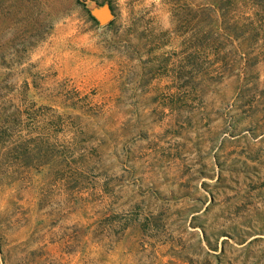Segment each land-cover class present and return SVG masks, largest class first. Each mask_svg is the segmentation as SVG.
<instances>
[{
	"label": "rangeland",
	"instance_id": "374dc122",
	"mask_svg": "<svg viewBox=\"0 0 264 264\" xmlns=\"http://www.w3.org/2000/svg\"><path fill=\"white\" fill-rule=\"evenodd\" d=\"M224 1L0 0V264H264V0Z\"/></svg>",
	"mask_w": 264,
	"mask_h": 264
},
{
	"label": "trees",
	"instance_id": "16d2710c",
	"mask_svg": "<svg viewBox=\"0 0 264 264\" xmlns=\"http://www.w3.org/2000/svg\"><path fill=\"white\" fill-rule=\"evenodd\" d=\"M191 5V6H190ZM175 11L183 12V17H180V26L185 27V30L190 27V31L192 30L193 33H197L200 31V29L203 27L204 23V16L206 15L205 9H202L201 6H199L197 9H195V5H193V2L189 4V2H181V0H176L175 5H174ZM219 9L222 12V16L227 14L226 9H225V1L220 0V6ZM187 31V30H186ZM201 40L196 44L195 49L186 54L184 59L188 63V65L191 66H196L199 63V51L202 48L203 44H200ZM185 68V64L181 65L180 70L177 71V78L180 80L185 79V72H183V69ZM185 81H183L184 83ZM54 118V117H53ZM54 120V119H53ZM59 120H62L59 117ZM65 123L64 121H59L58 124H54L53 121L48 123V135H47V141H46V149H45V155L44 157H47V164H51L55 157L59 156L62 157V161L66 162L69 158L71 160H75L74 157V151L75 148L78 146L79 141L75 140L74 142H70L68 140L63 141L62 143L59 142V137H57V134L53 137V140L50 142V138L52 137L49 133V130H53V133L56 132V130H62L64 127ZM74 136L76 137L77 130L73 131ZM79 159L84 160L87 159V154L85 153V150L81 151V154L79 155ZM68 163V162H66ZM65 176V175H64Z\"/></svg>",
	"mask_w": 264,
	"mask_h": 264
},
{
	"label": "water",
	"instance_id": "95a60500",
	"mask_svg": "<svg viewBox=\"0 0 264 264\" xmlns=\"http://www.w3.org/2000/svg\"><path fill=\"white\" fill-rule=\"evenodd\" d=\"M112 18V15L109 12H105L99 15L100 23L104 24Z\"/></svg>",
	"mask_w": 264,
	"mask_h": 264
}]
</instances>
